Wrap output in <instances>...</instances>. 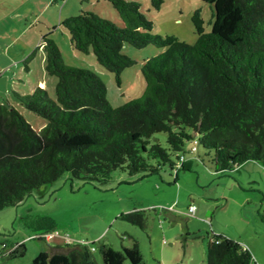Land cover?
<instances>
[{"label":"trees","instance_id":"16d2710c","mask_svg":"<svg viewBox=\"0 0 264 264\" xmlns=\"http://www.w3.org/2000/svg\"><path fill=\"white\" fill-rule=\"evenodd\" d=\"M55 1V0H54ZM121 22L81 10L60 24L70 46L92 53L99 66L121 82V73L135 59L122 52L149 45L163 49L141 65L144 89L140 97L112 106L100 76L87 68L66 65L50 36L39 44L45 54V72L54 76L55 98L36 85L31 92L12 90L25 109L42 117L35 130L7 100L0 103V210L16 206L33 190L53 183L64 173L73 179L105 183L115 170L128 176L156 173L168 163L187 170L188 150L211 153L216 172L229 171L248 160L264 161V0H201L211 9L210 31L205 32L200 9L193 11V44L173 35L152 33V21L138 1L105 0ZM163 0H150L159 10ZM34 51L26 56L23 69ZM156 133L166 135V147ZM198 159H201L197 155ZM118 219L145 231V212L133 209ZM44 231L35 235L47 242ZM5 249V243H1ZM31 264H144L138 242L115 249L105 239L89 243L68 240L48 244ZM23 242L2 250L1 257L23 254ZM249 250L221 234L206 245V264H251Z\"/></svg>","mask_w":264,"mask_h":264},{"label":"rangeland","instance_id":"374dc122","mask_svg":"<svg viewBox=\"0 0 264 264\" xmlns=\"http://www.w3.org/2000/svg\"><path fill=\"white\" fill-rule=\"evenodd\" d=\"M134 1L152 21L153 34L173 35L193 44L196 35L191 15L196 9L201 11L205 32L211 29V9L201 0H163L159 10L151 7L150 0ZM81 10L121 22L105 0H0V103L7 99L35 130L43 127L45 120L20 105L12 90L29 93L42 80V88L55 98L56 79L45 72L42 48L35 49L47 26L63 62L99 75L114 107L142 95L141 65L163 50L151 45L135 49L124 43L122 52L135 63L122 71L118 85L92 53L79 52L69 44V34L60 22ZM33 51L29 70H25L22 61ZM165 138L164 133H156L151 140L166 147ZM192 146L186 142L182 154L187 170L179 169L172 155L174 167L165 163L156 173L133 176L115 170L105 183L73 179L66 172L33 190L18 205L0 210V245L7 246H0V252L17 242L25 246L22 255L1 257L0 264H31L39 251L49 249L48 244L63 245L67 239L89 244L105 239L115 249L130 246L135 239L144 264H206V245L212 234L245 246L253 257L251 264H264V161L248 160L229 171L216 172L211 153L205 154L197 145V153H190ZM191 204L196 210L188 216ZM133 209L144 210L145 231L118 219ZM46 230L51 231L50 237L45 236L47 242L35 237ZM93 254L97 264H102L99 253Z\"/></svg>","mask_w":264,"mask_h":264},{"label":"built area","instance_id":"2783aa9c","mask_svg":"<svg viewBox=\"0 0 264 264\" xmlns=\"http://www.w3.org/2000/svg\"><path fill=\"white\" fill-rule=\"evenodd\" d=\"M195 210H196L195 205H193V204L189 205L188 208H187L188 216L189 215L192 216L194 214ZM47 237H50V234L47 235Z\"/></svg>","mask_w":264,"mask_h":264},{"label":"crops","instance_id":"0c3cea01","mask_svg":"<svg viewBox=\"0 0 264 264\" xmlns=\"http://www.w3.org/2000/svg\"><path fill=\"white\" fill-rule=\"evenodd\" d=\"M53 1H54V0H53ZM86 1H88V0H86ZM98 1H99V0H96V3H97ZM46 28H47V32H51V35H52V34H53V31H50V30H49V29H50L49 26H47ZM52 28H55V26H53ZM24 30H26V29H24ZM28 70H29V69H28ZM37 83H38L39 86L44 87V86H43V81H42V80H41V81H38ZM187 165H188V164H187ZM194 213H195V212H194Z\"/></svg>","mask_w":264,"mask_h":264}]
</instances>
